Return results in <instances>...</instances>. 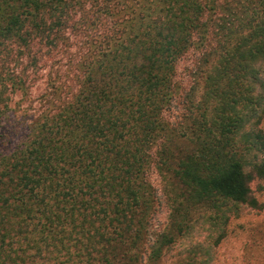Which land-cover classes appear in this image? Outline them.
<instances>
[{"label": "trees", "instance_id": "1", "mask_svg": "<svg viewBox=\"0 0 264 264\" xmlns=\"http://www.w3.org/2000/svg\"><path fill=\"white\" fill-rule=\"evenodd\" d=\"M192 49L201 93L170 125ZM51 54L70 57L71 83L49 79L12 144L10 97ZM263 114L264 0H0V264H161L194 231L191 210L214 227L256 206ZM152 166L171 194L157 233Z\"/></svg>", "mask_w": 264, "mask_h": 264}, {"label": "rangeland", "instance_id": "2", "mask_svg": "<svg viewBox=\"0 0 264 264\" xmlns=\"http://www.w3.org/2000/svg\"><path fill=\"white\" fill-rule=\"evenodd\" d=\"M100 1L97 0V3ZM92 5H96V2ZM91 10L94 11V8ZM76 40L79 44V36ZM69 58L66 54H58L56 57L51 54L50 60L45 58L47 60H44L38 71H25L29 77L27 82L30 81V91L25 96L17 93L11 96L8 106V130L12 132V144L27 133L31 118L42 111L47 105L46 102L51 100L49 79L55 81L56 85L64 81L66 86L70 85L71 82L65 79H71L75 70L69 67ZM205 68L206 64L199 49L190 50L178 63L176 82L179 90L175 101L163 115L170 125L178 123L182 113L199 97L201 77ZM4 70L7 71L5 67ZM259 128L264 132V114ZM147 179L156 192V212L151 220V230L157 233L167 224L171 194L168 193L166 182L153 166ZM250 190L256 206H235V210L226 213V222H220L225 221V218H221L220 223L214 227L209 226L206 220L210 216L216 217V214L198 208L191 210L193 221H197L194 231L185 237L177 238L161 264L199 260L209 261V264H264V180L253 177Z\"/></svg>", "mask_w": 264, "mask_h": 264}]
</instances>
